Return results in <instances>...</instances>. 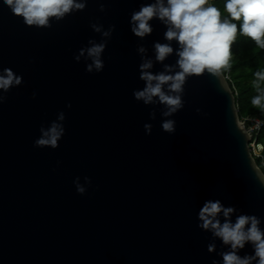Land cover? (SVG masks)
I'll return each mask as SVG.
<instances>
[{
  "label": "water",
  "instance_id": "1",
  "mask_svg": "<svg viewBox=\"0 0 264 264\" xmlns=\"http://www.w3.org/2000/svg\"><path fill=\"white\" fill-rule=\"evenodd\" d=\"M103 2L105 12L88 0L44 28L26 25L0 0V69L23 76L0 104V264H223L219 253L230 246L198 227L206 201L234 206L233 222L256 215L264 230V171L235 93L224 72L205 73L188 77L184 107L171 117L161 115L163 105L137 101L134 90L145 86L138 46L159 73L178 57L156 62L154 44L179 45L165 39L158 18L145 38L132 33V12L153 0ZM92 22L116 28L103 71L89 73L90 61L74 57L103 39ZM61 111L59 147H36L41 126ZM164 119L176 121L175 133L162 129ZM86 176L91 184L80 194L74 180ZM238 255H254L251 242Z\"/></svg>",
  "mask_w": 264,
  "mask_h": 264
},
{
  "label": "clouds",
  "instance_id": "2",
  "mask_svg": "<svg viewBox=\"0 0 264 264\" xmlns=\"http://www.w3.org/2000/svg\"><path fill=\"white\" fill-rule=\"evenodd\" d=\"M13 14L23 18L28 26L51 28L52 20H63L66 15L85 10L88 0H3ZM99 11L105 12L106 7L100 0ZM226 15L222 18L220 9L209 0H153L141 4L140 9L133 11L130 17L132 33L143 39L153 32L150 21L158 18L166 25L164 37L167 41H176L179 45L174 49L171 43L154 44L156 62H164L175 52L178 59L175 64H165L164 70L153 73L150 69L154 61L145 53L147 49L139 45L137 52L141 55L139 65L140 80L145 82L142 89L134 90L137 101L145 105H163L161 115L171 117L184 107L183 93L188 77L208 73L222 79V73L230 69L232 60V45L237 34L250 38L258 49H264V0H226L224 4ZM239 22V24L237 23ZM94 32L101 34L102 40L88 41L87 47L81 48L75 55V60L81 57L90 61L86 64L89 73L103 71L105 64L102 55L111 39L116 26L107 29L99 22H92ZM178 69V70H177ZM252 86L256 91L251 99L254 108L264 113V70L254 73ZM23 76L17 75L12 68L0 69V104L7 99L4 93L21 85ZM36 93H33L35 98ZM71 108V104L67 105ZM199 113L201 109H196ZM65 113L61 111L50 126H41V135L34 141L36 147H59V141L65 134L62 123ZM150 118L156 119V109L150 112ZM147 134H151L153 125H144ZM162 129L175 133L176 121L164 119ZM85 183L76 177L74 184L80 194L87 191L86 185L91 184L90 177H84ZM264 184V181H261ZM237 212L234 206H225L221 200H208L200 208L198 227L211 232L213 238H219L228 251L219 253L223 264H264V230L261 229V218L256 215L240 214L233 222L232 217ZM221 215L223 221L221 220ZM251 242L254 255H238L245 245ZM209 252L216 251V244L208 245ZM212 264H221L213 260Z\"/></svg>",
  "mask_w": 264,
  "mask_h": 264
},
{
  "label": "trees",
  "instance_id": "3",
  "mask_svg": "<svg viewBox=\"0 0 264 264\" xmlns=\"http://www.w3.org/2000/svg\"><path fill=\"white\" fill-rule=\"evenodd\" d=\"M210 2L220 9L223 18L226 15L224 12L226 0H210ZM258 70H264V49H258L255 42L238 32L237 39L232 45L231 67L225 70L224 74L229 76L228 80L236 96L240 118L264 116V113L251 104L252 97L256 95L252 81L255 78L254 73ZM261 139L264 141V127L261 131ZM257 162L264 171L259 159Z\"/></svg>",
  "mask_w": 264,
  "mask_h": 264
},
{
  "label": "built area",
  "instance_id": "4",
  "mask_svg": "<svg viewBox=\"0 0 264 264\" xmlns=\"http://www.w3.org/2000/svg\"><path fill=\"white\" fill-rule=\"evenodd\" d=\"M226 77L227 79L229 78L228 75H226ZM241 120H245L246 128L252 138V140L249 141L250 150L253 156L255 157V159L256 160L259 159L261 165L264 167V157H263L264 141L261 139V131L264 127V116L263 117L247 116L241 118Z\"/></svg>",
  "mask_w": 264,
  "mask_h": 264
}]
</instances>
